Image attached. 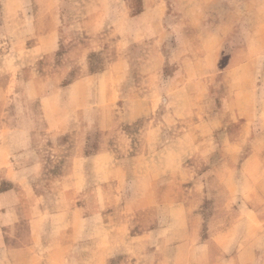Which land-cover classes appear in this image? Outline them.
<instances>
[{
    "label": "rangeland",
    "instance_id": "1",
    "mask_svg": "<svg viewBox=\"0 0 264 264\" xmlns=\"http://www.w3.org/2000/svg\"><path fill=\"white\" fill-rule=\"evenodd\" d=\"M241 235L264 250V0H0V264Z\"/></svg>",
    "mask_w": 264,
    "mask_h": 264
},
{
    "label": "crops",
    "instance_id": "2",
    "mask_svg": "<svg viewBox=\"0 0 264 264\" xmlns=\"http://www.w3.org/2000/svg\"><path fill=\"white\" fill-rule=\"evenodd\" d=\"M237 240V243L240 245L239 249L235 252L233 250L230 255L227 256L225 264H264V250L255 252L253 249H250L247 243L249 241H244L243 235ZM244 241L241 243V241Z\"/></svg>",
    "mask_w": 264,
    "mask_h": 264
}]
</instances>
